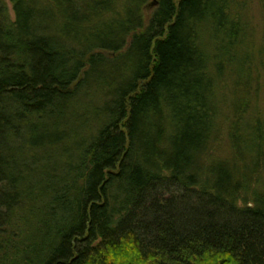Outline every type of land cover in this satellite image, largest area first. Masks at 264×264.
Returning <instances> with one entry per match:
<instances>
[{
	"label": "trees",
	"instance_id": "1",
	"mask_svg": "<svg viewBox=\"0 0 264 264\" xmlns=\"http://www.w3.org/2000/svg\"><path fill=\"white\" fill-rule=\"evenodd\" d=\"M0 0V264H264V0Z\"/></svg>",
	"mask_w": 264,
	"mask_h": 264
},
{
	"label": "rangeland",
	"instance_id": "2",
	"mask_svg": "<svg viewBox=\"0 0 264 264\" xmlns=\"http://www.w3.org/2000/svg\"><path fill=\"white\" fill-rule=\"evenodd\" d=\"M8 9H9V15L12 21H14L15 19V15L13 12V7L12 4L10 3L9 0H4ZM154 8L149 9L153 11ZM252 10H253V14H254V20H255V24H257V26L261 25L262 23V13H261V7H260V0H253V4H252Z\"/></svg>",
	"mask_w": 264,
	"mask_h": 264
},
{
	"label": "water",
	"instance_id": "3",
	"mask_svg": "<svg viewBox=\"0 0 264 264\" xmlns=\"http://www.w3.org/2000/svg\"><path fill=\"white\" fill-rule=\"evenodd\" d=\"M158 1L154 0L151 4H149V6L147 7L148 9H152L158 6Z\"/></svg>",
	"mask_w": 264,
	"mask_h": 264
}]
</instances>
